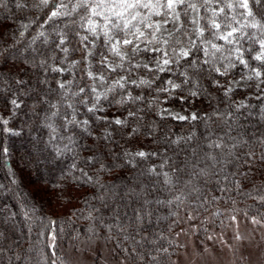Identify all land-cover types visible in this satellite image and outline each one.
<instances>
[{"label":"trees","instance_id":"trees-1","mask_svg":"<svg viewBox=\"0 0 264 264\" xmlns=\"http://www.w3.org/2000/svg\"><path fill=\"white\" fill-rule=\"evenodd\" d=\"M17 2L28 5V7L16 8ZM34 2L35 0H28L24 4L21 0H7V7H0V25H3L0 27V37H2L0 47L9 48V51L13 53L14 61L10 63L20 64L22 61H28L30 64L38 65L40 60L47 61L44 68L34 66L28 70L26 75L5 71L6 84H0V87L9 89L0 93V116L10 120L6 127L12 130L4 131L5 126L0 125V232L3 233L0 237V264H37V261L41 260L42 253L47 254V264H53V262L72 264L69 259V253L72 250L77 252L82 247L97 241L111 246L115 258L125 259L129 264H152L148 259L149 253L158 254L161 264H173L181 248L179 237L176 235L180 228L199 225V239L205 240L215 231L226 230L232 222V216L264 221V202L260 200V197L264 196V161L259 159L264 153V144L260 143V138L264 137V120L260 118L261 105L264 101L249 99V97H255L250 96L252 92L250 88H237L229 99L212 83L213 80H219L227 86L232 78L245 73L249 74L250 68H244L236 62L237 67L230 69L227 76H219L215 72L205 71L209 65L202 64V60L206 59L202 52L194 54L193 58L196 59L200 70L193 72L191 68L188 69L192 79L186 87L200 91L201 95L199 99L192 98L196 102L191 106L196 109L197 115L208 113L211 116L213 111L221 114L219 118L212 116L207 122V128L204 121L188 122L172 117L162 119L156 114L162 101L171 104H188L187 100L167 99L164 92L156 91L157 88L164 87L163 82L168 79L177 83L184 79L179 73L184 70L183 65L186 61H181V68L177 69L173 65L175 74L149 72L143 67L135 68L131 64L130 71L149 76L152 87L138 88L127 84L124 90L117 88L114 94H108V100H101L99 107L102 105L104 111H97L95 115L87 112L85 107L78 103L80 97H72L79 119L90 121L89 130L92 135L88 136L80 129H74L71 126L66 130L62 126L64 123L62 116L71 110L63 106L60 98L61 90L57 82L62 74L51 71L52 67H56L58 63L65 60V54L57 47L59 37L56 31L63 29L68 34V42L63 47L69 48L66 60L72 62L82 60L84 55L82 45L78 37L74 35V31L78 30L83 35L84 30L76 29L75 26L72 29H65L66 19L45 23L49 10L32 7ZM253 8L255 10L254 6ZM22 25H28V27L25 29ZM21 31L24 33L22 36ZM41 31L45 32L47 43H45V36H39ZM181 39L183 40L184 37ZM216 43L223 44V41H216ZM96 44L98 45L96 51H105L100 46V41H96ZM242 44L245 48L249 46L247 41H243ZM179 46L181 45H175L177 48ZM252 48V53L245 52V59L249 61L250 67H257L259 63L251 60V56L258 50V45L253 44ZM225 49H227L226 45ZM143 53L148 55L146 52ZM220 55V53L216 54L218 65ZM224 55H228L227 51ZM92 61L93 68L98 70V66H95L96 60L92 59ZM223 63L227 64V60ZM84 68L85 64L81 63L74 67L72 74H67L66 77L72 80L70 87L73 92L78 91L80 87H85V92L81 96L91 105L92 97L87 88L91 81L86 76ZM125 70L126 68L115 73L105 72L108 82L111 83L116 74ZM156 76H159V79H156ZM17 78H22L28 83L17 85L15 83ZM40 79L47 80V85L39 84ZM193 81L197 83L194 84ZM107 87L108 84H106ZM261 87L264 88V85ZM129 91L133 96L143 95L145 99L135 103L129 102L123 106L117 105L115 101L119 100L122 95L126 96ZM176 92L177 96H187V92L181 93L179 90ZM13 94L19 101H22V106L15 112L7 103ZM259 96H264V92ZM42 98L59 105L60 115L51 121L58 129L56 133H52L45 126L50 122L46 119V114L55 109H51L48 104L41 103ZM242 100L255 107L241 109L240 113H236L233 105ZM150 103L151 107H149ZM138 109L143 110L137 111ZM129 112L136 113V116L130 117ZM229 112L233 113V118L227 119V124L233 125L236 129L231 135L233 137L243 136L249 141L247 144L241 143L237 149L233 150L240 159L229 163L226 167L218 164L213 174L207 178V183L199 180L198 186L202 190V195L190 196L191 204L186 201L179 209L175 206L150 204L148 207L153 213L152 222L146 223L140 229L139 234L133 225L124 233L130 239L124 240V234L117 231L115 225L128 224L134 217L133 210L141 207L139 201L124 196L125 189L135 188L139 192L140 185L143 184L148 186L145 189L147 199L155 200L157 197L161 200L168 199L167 186L163 184L162 176L143 175L147 168L156 166L158 172L167 171L173 175L174 179L179 176L181 184L175 191L183 189L187 192L188 189L183 188V181L189 178L190 169L185 168L183 173H174V169L185 167V157L189 161L195 160L189 151L191 147L196 146L201 154L208 151L207 148H203L206 143L205 134L211 131L216 135H223L227 131L225 119ZM115 116L120 119L127 118L128 126L110 125L104 120L97 119V117H107L112 120ZM137 117H142V119H137ZM137 127L139 134L129 138L128 134ZM153 128H155L154 133L149 135ZM105 131L112 133L108 141L96 139ZM193 132L195 136L188 145L181 143L176 146L170 143L171 139L186 137ZM69 134L73 135L74 143L67 139ZM53 135L56 138L50 141ZM225 143L230 144L231 141L225 137ZM4 149L7 151L5 152ZM125 150L129 152H134L133 150L154 151L159 155L147 160L137 157L134 159L135 167L125 165L124 168L115 169L112 172L98 171L100 163L112 164L114 157H118L117 162L123 163L126 158L122 153ZM248 152H254L256 157L251 161V167L245 163V160L249 159L246 155ZM93 156L95 159L89 162L88 157ZM162 163L165 164L163 169L160 168ZM207 163L210 164V162ZM73 164L76 165L75 168L72 167ZM221 168L223 170L219 171ZM79 169H83L93 180L98 178L99 184L105 187L86 183L87 178ZM217 171L218 174H215ZM245 172L248 174L244 175ZM156 181L159 183L156 184ZM42 183L45 186L59 184L62 188L54 189L49 195L41 187ZM113 184L115 187H112ZM154 184H156L155 187H153ZM58 192L60 199H55ZM213 196L217 197L216 201H212ZM205 198L208 203H205L203 207H195ZM25 208H34V211L30 213V221L24 218ZM173 211H179L182 223L179 227L170 230L168 225L174 219L170 215ZM215 211H220L221 215L213 216ZM12 213L15 214L14 218L10 215ZM90 214L91 219L88 218ZM188 215H192L194 219L188 220ZM51 221H56V223L52 224ZM105 225L113 226L111 233L107 231ZM90 228L93 231L90 232ZM52 229L56 235L54 256L52 255L53 250L47 247L49 232ZM109 236L112 238L107 239ZM153 240L156 241L155 244L151 243ZM136 241H141L143 247ZM124 247H127L129 251L135 247L144 254L145 260L138 261L134 256L126 259L127 254L121 250ZM157 248H168L170 255L156 253ZM17 256L20 259H17Z\"/></svg>","mask_w":264,"mask_h":264},{"label":"snow or ice","instance_id":"snow-or-ice-1","mask_svg":"<svg viewBox=\"0 0 264 264\" xmlns=\"http://www.w3.org/2000/svg\"><path fill=\"white\" fill-rule=\"evenodd\" d=\"M34 8L43 10L48 9V14L46 16L45 23L55 22L56 20H64L65 29H72L75 26L76 29H83L88 35H82L80 31H74V35L78 37L80 44L82 45L83 57L82 60L72 61L68 69L71 72L72 68L77 65L84 63L85 64V74L89 80L97 81L99 80L102 84H108V87L100 92L94 84L87 85L89 95L92 97V103L89 105V101L81 96L85 92V87H80L78 91L73 92L70 85L72 81L66 82H57L58 87L61 90V101H63V106L66 109H70V112H66L62 119L64 121L63 128L69 129L71 126L74 129H80L84 134L91 136L92 133L89 130L90 121L88 119H77V108L69 101V94L73 97H80L78 103L83 105L87 112L95 115L97 111H104L103 106L99 108L101 100H108L109 93H115L116 89L124 90L127 87V77L120 76L118 79L113 80L111 83L108 82L105 72L115 73L118 70H124L125 61L128 64L132 63V58L139 56L141 52H153L160 53L159 58H154L156 67L151 68L147 63L135 64L132 65L135 68L143 67L149 72H171L175 74L173 65L175 68L179 69L182 67L181 61H186L183 65V71H180L179 75L184 79L177 83L172 79L164 81V87L157 88V92H166L169 94L170 98L178 99L181 101L187 100L188 104H195L196 100L192 98L199 99L201 92L195 91L191 88H187L190 79L188 69L191 68L193 72L200 70V66L197 64V61L194 57L195 53H203V56L206 59L202 60L203 65H209L208 69L205 71L215 72L219 76H227L230 69L237 67L238 62L240 65H243L244 68H250V74L245 73L242 76V79L247 81H254L255 88L257 92H264V88H261V85H264V0H35L34 4L31 5ZM255 7V10L253 8ZM0 7H7V0H0ZM16 8H25L28 5H23L19 2L15 4ZM76 19H72L73 17ZM3 27V25H0ZM23 28H27L28 25H22ZM43 27V25H41ZM251 30V31H250ZM7 31V29H5ZM167 32L168 38H163V34ZM23 31L20 32L22 36ZM178 34V35H177ZM56 35L59 37L57 47L65 54V59L69 52L68 47H63L68 42V34L60 29L56 31ZM89 35L93 38L89 40ZM39 36H45V43L48 42L45 32L41 31ZM181 37H184L182 40ZM2 39V37H0ZM95 41H100L104 48V52L96 51L98 45ZM171 41V43H170ZM216 41H223V44H218ZM247 41L249 46L247 48L243 47L242 42ZM145 44L146 47L141 48L140 45ZM258 45V50L251 56V60L257 61L259 66L250 67L249 61L245 59V52L252 53V45ZM150 45L151 47H148ZM175 45H183L177 49ZM225 45L229 47L225 49ZM11 47V46H9ZM227 51L228 55L225 56L224 53ZM8 53L7 55L5 53ZM107 53V54H105ZM171 53V55L169 54ZM220 53L218 58L220 64H217L216 54ZM109 55L115 58L113 61H110ZM95 59L96 65L98 66L99 74L93 72V63L92 60ZM51 59H55L51 57ZM227 60V64H224L223 61ZM14 61V55L9 48L0 47V84H6L4 79V73L15 72L17 75L20 73L27 74L28 70L34 66H39L44 68L47 64L46 60H40L39 64L29 63L28 61H22L20 64H16ZM51 71L54 72H64L65 69L60 67H52ZM156 79H159V76H156ZM17 85H25L28 82L22 78H17L15 80ZM41 85H47L48 81L40 79L38 81ZM132 85L136 87H152V81L149 79L140 78L139 81L132 80L130 81ZM193 83H197L193 81ZM213 85L223 91V95L227 98H231V95L237 90V87L240 84V81H235L234 86H225L220 83L219 80H213ZM251 87V85H249ZM9 90L3 87H0V93ZM179 90V92H187V96H177L172 97V93ZM255 98L257 100L264 101V96H255L249 97V99ZM145 98L143 95L133 96L129 91L126 96L122 95L119 100H116L117 105L123 106L129 102L135 103L136 101H143ZM8 104L12 106V111L15 112L16 109H19L22 106V101H19L18 98L13 94V97L8 99ZM41 103L48 104L51 109H55L50 113L46 114V119L50 122L46 123L45 126L50 129L52 133H56L58 129L51 122L53 118L60 115L58 103H50L46 98H42ZM151 107V103L149 104ZM236 113H240L241 109H247L250 107H255L254 105H249L246 101L242 100L238 104L233 105ZM143 109H138L137 111H142ZM162 111L166 112L167 109ZM160 115L162 119H165L160 111L156 113ZM130 117H135L136 113L129 112ZM221 114L213 111L210 116L208 113H203L202 115H197L196 112H190L188 115H179L172 114L173 119H178L180 121H204L205 127H208V120L212 116H217L219 118ZM251 115V113H249ZM233 113L229 112L227 118L225 119V124L227 125V131L223 135H216L215 133L208 131L204 139L206 143L203 145V148H207V152L201 154L197 151V147L193 146L189 149L191 155L195 158L193 161H189L185 157V167L184 168H175V172L183 173L185 168L190 169L188 172L189 178L186 181H183V188H187L188 191L184 192L183 189L180 191H175L178 185L181 184L179 176H176L175 179L173 175L167 171L158 172L156 166L149 167L145 170L143 175L148 177H163V184L166 187V191L169 194V198L166 200H161L157 197L155 200H149L146 198L145 189L147 185H140V191H136L135 188H126L124 191L125 197H131L132 199L139 201L141 203L140 208H135L134 217L126 225H115L117 231L121 234L126 233L127 229L135 226V231L139 234L140 229L144 227L146 223L152 222V211L148 207L150 204L155 203L165 206H175L179 209L187 201L191 204L189 197L193 194L202 195V190L198 186L199 180H204L207 183V178L213 174V170L216 169V166L223 165L226 167L229 163H234L240 158L236 156L234 149H237L241 143L247 144L249 141L244 139L243 136L233 137L231 135L232 131L236 130L233 125L227 124V119H232ZM264 120V104L261 105V117ZM98 120H104L108 124H115L121 127L128 126V120L115 118L109 120L107 117H97ZM137 119H142V117H137ZM238 119V117H237ZM8 120L3 116H0V125H4V131H12L7 128ZM235 124V120H233ZM155 131L153 128L152 132L149 135H152ZM139 134V128H134L130 132L129 138L133 135ZM112 136L111 132L105 131L100 137L96 139H103L108 141ZM195 133H191L186 137H176L171 139L170 143L176 146H179L181 143L188 145L192 142ZM215 136V138H213ZM225 137L228 138L231 143H225ZM56 137L53 135L50 137V141L54 140ZM63 139V137H61ZM67 139L70 142H75L73 135L69 134ZM260 143L264 144V137L260 138ZM107 147V145L105 146ZM6 152L7 149H4ZM122 155L126 158L123 163L117 162L118 157H114L112 164L100 163L98 171H107L112 172L115 169H122L125 165L135 167L134 159L140 158L142 160H147L150 157L159 155L158 152H148L144 150H138L135 152H129L125 150ZM249 159L245 160V163L251 167V161L255 160V153L248 152L246 154ZM95 157H88V161L91 162ZM261 161H264V153L259 157ZM207 162H210L208 164ZM167 163V161H165ZM204 164V167L200 165ZM165 166L164 163L160 165V168L163 169ZM73 168L76 167L75 164L72 165ZM223 168L219 169L222 171ZM80 172L87 178L86 183H91L93 186L105 187V185L99 184V179L93 180L92 177L88 176L83 169H79ZM218 174V171L215 173ZM248 173L245 172L244 175ZM159 181H156L158 184ZM219 183V182H217ZM153 185V187L156 186ZM41 187L47 194H51L54 189L62 188L59 184H52L50 186H45L43 183ZM112 187H115L113 184ZM222 191L224 189H221ZM55 199H60V193L58 192ZM102 199V197H101ZM217 197L213 196L212 201H216ZM260 200L264 202V196L260 197ZM205 203H208L207 198L201 201L199 205L195 207H203ZM207 210V209H205ZM34 211V208H25L23 215L25 220H31L30 213ZM14 218L15 214H10ZM174 217L172 223L168 225L171 230L174 227H179L182 223V220L179 216V211H173L170 213ZM220 211L213 212V216H220ZM91 219V214L88 217ZM188 220L194 219L192 215H188ZM231 220L235 221L236 217L232 216ZM253 223H258L253 218ZM52 224H55L56 221H51ZM109 233L112 232L113 226L105 225ZM93 231V229H89ZM184 232L183 228H180V231L176 233L179 236ZM42 234V233H41ZM3 236V233L0 232V237ZM109 236L107 239H111ZM124 240L130 239L127 234L123 235ZM143 239V238H142ZM208 239H212L211 236ZM236 239H242L238 234ZM56 235L54 229L49 232V243L48 248L52 249V255H55L56 248ZM137 244H143L141 241H136ZM151 243L155 244L156 241L153 240ZM31 250V249H29ZM122 252L126 253V259L129 257H135L138 261H144L145 256L142 252H139L135 247L129 251L127 247L121 249ZM156 253H164L165 255H170L168 248H157ZM17 259H20L17 256ZM47 254H41V260L37 261V264H47ZM148 259L152 264H161L160 256L158 254L149 253ZM55 264V262H53ZM124 264V262H121Z\"/></svg>","mask_w":264,"mask_h":264},{"label":"rangeland","instance_id":"rangeland-1","mask_svg":"<svg viewBox=\"0 0 264 264\" xmlns=\"http://www.w3.org/2000/svg\"><path fill=\"white\" fill-rule=\"evenodd\" d=\"M21 2L25 4L28 0H21ZM83 35L88 34L84 31ZM163 38H168L167 32L163 34ZM92 39L93 38L89 35V40ZM147 46L151 47L150 45ZM140 47L144 48L146 45L141 44ZM228 47L229 46L226 45V48ZM146 53L148 55L141 52L139 56L132 58L131 64L143 65L147 63L149 67L155 68L156 65L154 58H159L160 53ZM153 54L156 55L154 56ZM89 59L92 60V58ZM109 59L110 61H113L115 58L109 57ZM70 64L71 62L66 59L57 64L56 67L65 69V71L61 73L62 76L60 77L59 82L63 83L66 81H72L71 78L66 77L67 74H72L74 71V68H72L71 72L68 71ZM131 64H128L127 61H125L126 70L116 74L111 82L118 79L120 76L127 77V84H131L130 81L132 80L139 81L140 78L151 80V78L145 74H139L136 71L131 72ZM92 70L99 74L98 70H95L94 68ZM242 76L244 75L232 78L227 86L236 87L235 81H240L237 88L252 89L250 96H258L262 94V92L256 91L254 81L244 80L242 79ZM90 81L100 92H103L106 89V84H102L99 80ZM249 85H251V87H249ZM164 94L167 99H172L169 97L168 93L164 92ZM176 96L177 92L172 93V97ZM68 99L76 108L75 102L70 94ZM97 107L99 108V105ZM163 109H167L168 111L164 112L162 111ZM158 111H160L165 117H172V114L188 115L190 112L197 113L196 109L189 104H171L165 101H162L159 104ZM114 118L120 117L115 116ZM77 119L80 120L78 116ZM133 151L135 152V150ZM255 220L258 221V223H253V218L246 219L238 217L235 221L232 220V222L226 227V230L215 231L213 234L211 233L208 235L205 240L199 239V225L183 228L184 232L178 236L181 248L174 259L173 264H264V221L258 219ZM237 234L242 237V239H236ZM209 236L212 237L211 240L208 239ZM69 256L72 264H121V262L129 264L125 259H116L113 248L102 241L94 242L89 246L86 245L77 252L72 250L69 253Z\"/></svg>","mask_w":264,"mask_h":264}]
</instances>
